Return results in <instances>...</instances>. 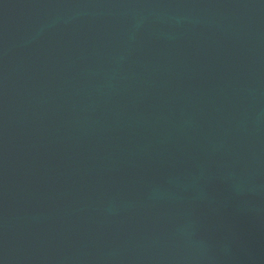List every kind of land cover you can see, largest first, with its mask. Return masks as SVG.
I'll return each instance as SVG.
<instances>
[{"label":"water","instance_id":"95a60500","mask_svg":"<svg viewBox=\"0 0 264 264\" xmlns=\"http://www.w3.org/2000/svg\"><path fill=\"white\" fill-rule=\"evenodd\" d=\"M0 264H264V0H0Z\"/></svg>","mask_w":264,"mask_h":264}]
</instances>
